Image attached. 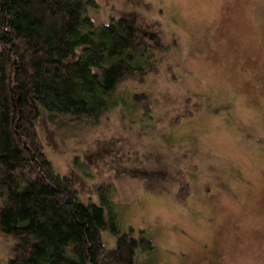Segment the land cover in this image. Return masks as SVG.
Masks as SVG:
<instances>
[{"label":"rangeland","instance_id":"rangeland-1","mask_svg":"<svg viewBox=\"0 0 264 264\" xmlns=\"http://www.w3.org/2000/svg\"><path fill=\"white\" fill-rule=\"evenodd\" d=\"M97 2V25L138 12L176 46L144 83L123 82L98 122L40 119L56 172L85 203L111 185L121 231L144 230L156 247L138 264H264V0ZM15 246L0 230V264Z\"/></svg>","mask_w":264,"mask_h":264},{"label":"trees","instance_id":"trees-1","mask_svg":"<svg viewBox=\"0 0 264 264\" xmlns=\"http://www.w3.org/2000/svg\"><path fill=\"white\" fill-rule=\"evenodd\" d=\"M98 7L97 0H0V230L16 240L8 264H138L156 251L146 231H121L111 185L98 189L99 204L80 199L38 129L42 117L98 122L117 105L123 82L144 83L176 46L138 12L97 25L90 13ZM144 99L137 93L130 101ZM183 181L180 200L190 194ZM104 232L116 237L114 248Z\"/></svg>","mask_w":264,"mask_h":264}]
</instances>
